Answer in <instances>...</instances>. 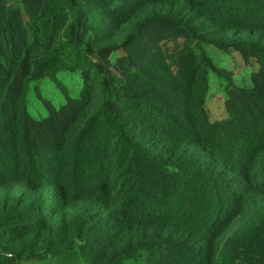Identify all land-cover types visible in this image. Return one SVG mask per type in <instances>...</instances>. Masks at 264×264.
Returning <instances> with one entry per match:
<instances>
[{
    "label": "trees",
    "instance_id": "obj_1",
    "mask_svg": "<svg viewBox=\"0 0 264 264\" xmlns=\"http://www.w3.org/2000/svg\"><path fill=\"white\" fill-rule=\"evenodd\" d=\"M0 264H264V0H0Z\"/></svg>",
    "mask_w": 264,
    "mask_h": 264
},
{
    "label": "rangeland",
    "instance_id": "obj_2",
    "mask_svg": "<svg viewBox=\"0 0 264 264\" xmlns=\"http://www.w3.org/2000/svg\"><path fill=\"white\" fill-rule=\"evenodd\" d=\"M254 67L257 68L258 64L254 63ZM58 75L59 78L64 80L68 85L70 95L78 96L80 94L81 76L78 71L62 70ZM40 84L43 87L44 93L51 97L56 104H59L66 99V95L58 90L53 80L43 79L41 80ZM31 101H33V98ZM37 107L41 109V112H45L42 108L46 107V105L43 106L42 104H38ZM207 107L209 108L213 118H220L224 116L225 107L223 94L220 92L213 95L211 101L208 102Z\"/></svg>",
    "mask_w": 264,
    "mask_h": 264
}]
</instances>
